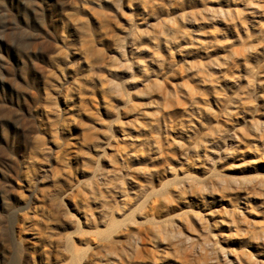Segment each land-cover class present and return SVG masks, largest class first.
<instances>
[{
    "label": "rangeland",
    "instance_id": "374dc122",
    "mask_svg": "<svg viewBox=\"0 0 264 264\" xmlns=\"http://www.w3.org/2000/svg\"><path fill=\"white\" fill-rule=\"evenodd\" d=\"M0 264H264V0H0Z\"/></svg>",
    "mask_w": 264,
    "mask_h": 264
}]
</instances>
